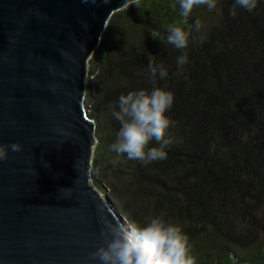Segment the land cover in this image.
<instances>
[{
  "label": "trees",
  "instance_id": "trees-1",
  "mask_svg": "<svg viewBox=\"0 0 264 264\" xmlns=\"http://www.w3.org/2000/svg\"><path fill=\"white\" fill-rule=\"evenodd\" d=\"M234 3L197 6L183 23L180 0L134 1L112 15L89 61L96 182L129 222L179 225L196 264H264V0L232 17ZM177 22L189 32L182 71L181 51L158 39ZM152 61L164 79L150 75ZM156 87L174 94L167 158L113 164L120 95Z\"/></svg>",
  "mask_w": 264,
  "mask_h": 264
},
{
  "label": "water",
  "instance_id": "water-1",
  "mask_svg": "<svg viewBox=\"0 0 264 264\" xmlns=\"http://www.w3.org/2000/svg\"><path fill=\"white\" fill-rule=\"evenodd\" d=\"M137 0H0V264H99L108 222H129L93 172L89 61Z\"/></svg>",
  "mask_w": 264,
  "mask_h": 264
},
{
  "label": "clouds",
  "instance_id": "clouds-1",
  "mask_svg": "<svg viewBox=\"0 0 264 264\" xmlns=\"http://www.w3.org/2000/svg\"><path fill=\"white\" fill-rule=\"evenodd\" d=\"M206 5L209 10L216 8L217 0H180L183 23L197 6ZM257 6V0H235L230 15H237V8L249 11ZM194 28L199 31L201 22L195 21ZM166 37H158L166 45H172L181 51L177 57L178 71L187 63L185 51L189 45V32L177 22L167 26ZM154 38L155 34H154ZM150 75L164 79L168 73L161 64L154 61L148 65ZM174 103V94L164 88L130 91L122 94L118 100L119 110L112 112L119 121L117 139L111 147L119 163V157L127 154L128 160H140L145 163L167 158L166 149L173 143L168 130L171 120L166 115ZM157 147H147L151 141ZM19 151L21 145H0V159H6L8 149ZM103 244L90 254L99 264H196V258L190 254L188 236L179 225L168 224L163 217H154L148 223L139 225L134 222H108L102 233Z\"/></svg>",
  "mask_w": 264,
  "mask_h": 264
},
{
  "label": "rangeland",
  "instance_id": "rangeland-1",
  "mask_svg": "<svg viewBox=\"0 0 264 264\" xmlns=\"http://www.w3.org/2000/svg\"><path fill=\"white\" fill-rule=\"evenodd\" d=\"M90 106V105H89ZM104 190V189H103Z\"/></svg>",
  "mask_w": 264,
  "mask_h": 264
}]
</instances>
